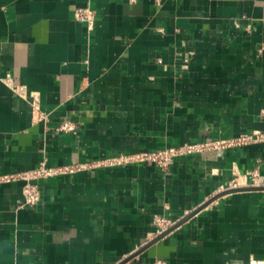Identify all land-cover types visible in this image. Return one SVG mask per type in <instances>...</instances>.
<instances>
[{"label": "crops", "instance_id": "crops-1", "mask_svg": "<svg viewBox=\"0 0 264 264\" xmlns=\"http://www.w3.org/2000/svg\"><path fill=\"white\" fill-rule=\"evenodd\" d=\"M33 93L46 120H34ZM66 121L74 132L58 130ZM254 131L264 0H0V175ZM235 172L240 188L264 187V141L167 173L134 164L48 178L32 208L22 183L0 184V264H264V190L221 196L150 245L155 215L178 223Z\"/></svg>", "mask_w": 264, "mask_h": 264}, {"label": "built area", "instance_id": "built-area-1", "mask_svg": "<svg viewBox=\"0 0 264 264\" xmlns=\"http://www.w3.org/2000/svg\"><path fill=\"white\" fill-rule=\"evenodd\" d=\"M75 20L86 23L90 29L94 27V14L90 9L78 8L74 12ZM182 69H186V63L181 65ZM4 82L12 87L10 77L4 79ZM19 95L26 97L25 87L13 88ZM33 117L35 121H43L48 118V114L41 109V100L39 93H33L30 100ZM76 126L69 121L62 123L58 130L63 132H74ZM264 141V133L251 132L243 133L237 136L212 139L206 138L197 142H184L177 146L168 147L158 151H141L120 153L104 159L93 160L88 162H77L70 165L52 167L48 166L46 160H43L37 167L6 175H0V184L20 182L22 183L23 202L21 207H36L41 202L40 182L57 176L75 174L86 170H96L103 167L127 166L134 164H148L159 168L163 173H167L173 166L175 161L180 158L189 157L196 154H203L210 151H222L235 147L247 146L252 143ZM252 180L255 184L258 183L259 170L255 169L252 173ZM242 187L240 176L235 172V177L232 179L228 187L224 191L237 189ZM153 224L157 229L156 234L169 230L175 225L168 217L163 215H155ZM154 264H167L163 259H157Z\"/></svg>", "mask_w": 264, "mask_h": 264}, {"label": "water", "instance_id": "water-1", "mask_svg": "<svg viewBox=\"0 0 264 264\" xmlns=\"http://www.w3.org/2000/svg\"><path fill=\"white\" fill-rule=\"evenodd\" d=\"M256 190H264V187H251V188H237V189H231V190H227L221 194H219L218 196L214 197L213 199H211L210 201H207L206 203H204L201 207H199L198 209H196L195 211H193L191 214H189L187 217L183 218L181 221H179L178 223H176L173 227H171L169 230H167L166 232L162 233L159 237H157L154 241H152L150 243V245L156 243L157 241H159L161 238H163L164 236L168 235L169 233H171L173 230H175L176 228H178L179 226L183 225L184 223H186L187 221H189L191 218H193L196 214H198L200 211H202L204 208H206L207 206H209L212 202L216 201L218 198H220L221 196L227 195V194H233V193H237V192H243V191H256ZM126 261H124L121 264H124Z\"/></svg>", "mask_w": 264, "mask_h": 264}]
</instances>
